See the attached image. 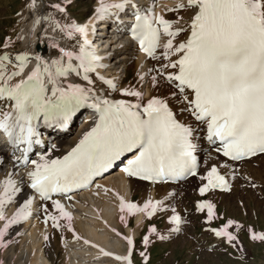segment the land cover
<instances>
[{"label":"snow or ice","instance_id":"1","mask_svg":"<svg viewBox=\"0 0 264 264\" xmlns=\"http://www.w3.org/2000/svg\"><path fill=\"white\" fill-rule=\"evenodd\" d=\"M69 2L65 0V4ZM156 7L155 0L146 7L137 0H97L93 15L80 23L68 18L66 7L61 3L29 0L32 35L44 24L45 36L50 29L74 43L61 46L55 36H47L48 46L59 52L56 58L49 60L27 50L13 56L6 51L13 43L11 37L4 41L5 51L0 54V132L13 147L15 160L24 166L27 186L41 201H52L58 215L49 213L44 222L51 220L54 228L62 227L60 221L65 220L66 227L72 231V214L61 200L52 197L58 195L71 200L70 193L88 188L96 177L128 153L135 154L122 168L123 173L153 184L195 176L199 168L195 154L198 145L193 142L195 129L177 118V113L169 106V97L152 95L144 102V93L137 87L129 85L117 89L113 79L100 74L99 70L107 65L102 63L105 57L97 55L89 40L90 31L95 35V21L114 18L117 23H123L121 14L130 13L132 22L128 31L140 50L151 60L167 61L159 68L149 67L143 74L138 72L141 87L146 77H150L148 83L152 89L170 86V97L182 104L180 111L206 124V138L210 143L219 141L217 153L232 162L264 154V0H177L174 7L165 8L177 13L175 20L165 19L156 12ZM49 8L65 18L57 19ZM181 11L189 13L187 20L179 15ZM18 15L24 18L23 13ZM185 33V38L176 42ZM45 36L39 40L43 42ZM162 36L167 38L163 44ZM17 39L24 37L18 35ZM140 68H144L143 63ZM73 76L81 82H73ZM98 82L107 85L104 94ZM117 90L125 98H110ZM82 108L92 109L95 117L92 127L70 151L53 158L56 145L52 144L38 154V159H29L33 147L44 144L38 131L41 122L49 127H66ZM16 151L20 152L19 156H15ZM14 167L19 165L14 164ZM221 169L231 170L234 178L235 169L227 161L219 166L212 164L206 174L200 176L201 181H206L199 189L201 196L212 189H231ZM17 175L9 171L0 180L2 248L11 243L5 240L9 229L32 215L35 196L24 199L10 217L6 214V208L16 203L21 193ZM116 197L122 214L144 213L151 219L158 211L166 210L164 200H153L151 196L142 205L127 201L119 193ZM196 208L198 211L207 209L209 223L216 215L215 205L210 201H199ZM44 211L47 213V208ZM171 212L168 221L176 225L172 231L178 232L182 218L174 207ZM120 219L126 223L124 215ZM233 226L237 230L243 227L228 220L210 231L235 246L238 237L229 230ZM148 231L152 234L157 229L150 227ZM248 231L251 240L264 242V232L251 228ZM75 238L81 239L78 235ZM124 239L128 245L126 255H116L103 248L99 249L100 253L132 264L134 240L131 236ZM160 239L165 237L160 236ZM149 243V236H144L145 248ZM140 255L147 264L146 252Z\"/></svg>","mask_w":264,"mask_h":264},{"label":"bare ground","instance_id":"2","mask_svg":"<svg viewBox=\"0 0 264 264\" xmlns=\"http://www.w3.org/2000/svg\"><path fill=\"white\" fill-rule=\"evenodd\" d=\"M72 1L75 0H70V2ZM44 3L48 4L46 2ZM137 3L140 4L142 7H146L152 4L153 0H137ZM155 3L157 4V7L155 9L156 12L163 14L165 19L174 20L172 19V15L177 13L165 11V8L174 7L177 3V0H155ZM96 6L97 2L95 7ZM2 7L3 5L0 3V8ZM94 9L89 16L87 15V19L84 20V18L83 21L80 23L86 22L93 15ZM48 11L54 12V10L52 9ZM20 13H23L24 17L23 19H20V26L18 28L16 27L17 29L13 31L11 30L12 32H4L2 34L3 36L0 41V54L5 51L3 44L7 37H11L13 43L6 51L11 53L13 56H15V54L20 51L27 50L32 55L39 53L45 59L49 60L56 58L59 55V52L57 49H53L48 46L49 41L47 39V36H55L61 46L67 47L71 43H74V41H66L65 39H62L61 34L59 32L52 33L50 29L47 33V36H45V34L42 32V29L45 26L44 24H41V26L37 28L35 35H32L30 32L32 19L29 22L26 21V19L30 15H32V13H30V11L28 10L27 5L25 9ZM1 15H3V13ZM54 15L57 19L60 20H63L65 18L63 14L60 13L54 12ZM67 15L69 19H73L79 22L73 17L72 14L69 13V11H67ZM180 15L182 14L180 13ZM183 17L185 20H187L189 18V13L185 12ZM120 19L123 21V23H117L114 18L94 22L95 29L99 28V32L105 30L107 22L117 24V27L120 30V37H122L121 40H118L120 47H118V50H114L112 53L105 51V48L98 49L99 45L97 44L96 46H93L96 50L97 55L105 57L104 64H106L107 67L104 69H100V74L103 75L105 78L113 79L114 82L117 84V89L127 87L129 85L137 87L144 93V102H146L152 95L169 97V106L173 109L174 112L177 113V118L187 124H190L195 129L193 142L198 145L196 153L199 155L200 158H204V161L203 163H201V169L198 175L184 183H186L187 186L189 185L190 187L196 183H199L197 188L195 187L196 189L194 192L197 193L198 197H202L200 195L199 189L204 183H206V181H201L200 176L205 175L207 169L210 168L212 164H217L219 166V164L227 160L224 159L220 153L216 152V148L220 147V145H214L213 143H210L207 140L206 124H201L200 122L195 121L194 118L188 112L180 111V109L182 108V104L177 99H172L170 97V86L165 85L157 89H152L150 84L148 83L150 77H146L145 82L141 87L137 73L140 72L141 74H143L149 67L159 68L161 63H166L167 61H163L162 58L161 60H151L148 58L141 57L139 55L138 50H135L133 52V48L127 37L129 32L128 26H130L132 22V16L129 12L126 11L125 13L121 14ZM18 35L23 36L24 39L18 40ZM184 35L186 36L187 34L185 33ZM41 36H45L43 42L39 40V37ZM92 38L93 35L90 31L89 40L92 41ZM166 39V37L162 36L161 44H163ZM179 41L180 40L178 37V40L176 42ZM95 42H97V40ZM36 46H39L41 48V51H37ZM160 51H162V49L158 50V55ZM173 59H175V57H173ZM31 63L35 64V60H32ZM108 63L110 64L108 65ZM141 63L144 64L143 69L140 68ZM131 71L134 72L133 78L130 75ZM169 71H171V69H169ZM152 74L155 75L156 73L153 72ZM71 79L73 80V82H81L75 76H73ZM97 86L101 88L102 94H104V90L107 89V85H101L98 82ZM110 98L122 99L125 97H122L119 91L117 90L116 92L111 93ZM126 99H130L133 101L135 100V98L132 97H127ZM84 109L85 108H82L78 112L84 111ZM93 114L95 113L92 109H86L85 113H80V115H78L76 118L70 120L69 129L63 131L55 129L54 131H51L52 137L54 139L52 144L56 145V149L52 151L53 158L64 155L66 152L70 151L72 147L75 146V144L79 141L80 137V134L76 133L77 129L74 127L76 125V122L83 118L81 123L87 124ZM91 127L92 124L90 127H87L86 131H88ZM52 144L44 142V146L42 147V149H40L38 154L41 152V150L46 151L48 148H50ZM38 154L32 156V159H38ZM134 154H131L125 160V162H123V165H126L127 161L133 158ZM17 155L18 151L15 152V156ZM0 160L3 161V163H0V180H3L6 176V173L9 171L17 172L18 175L15 178L18 182H20L21 187V193L18 195L16 203L11 204L6 208V214L10 217L15 212L19 204L23 202L24 199H26L28 196H33V192L32 189L27 186L28 181L24 166L21 165L19 161L15 160L13 154H8V149L0 147ZM227 162L232 165L233 169H235V176L233 178L231 170L225 169H221V174L226 175V178L228 179L230 185L232 184V180L245 176L250 179H254L256 187H259L258 191L264 194V155L257 156L256 158L241 163H232L229 161ZM14 164H18L19 167H14ZM253 166H256V168ZM28 167L31 168L32 165L29 163ZM236 167L240 169L236 170ZM116 174L117 172H110L109 174H106V176L98 178L96 183L101 187L98 188L97 185H95L90 189L82 191L81 193H75L71 195V200H68L67 198L62 196L55 198L61 200V203L65 205L66 210L71 212L72 231H69L66 227L67 221L65 220L60 221L62 225V227L60 228L52 227L51 220H48V222L45 223L44 221L47 214L50 213L53 215H58V213L54 209L52 202L46 203L34 199L32 205V215L27 220L13 225L9 229L8 235L6 236L5 240L6 242L11 241V243H9L6 248L0 247V264H54V257L57 255L58 252L63 255L64 264H124V262L116 261L113 257L102 255L99 249L103 248L105 251L112 252L116 255H126L127 241L124 239V237H133L135 239L134 244L136 246V237L139 235V231L148 223L149 219L145 217L144 213H138L132 216L128 215L127 213L122 214L119 209V200L116 197V193L122 195L127 201H131L141 205L149 196H151L153 200H164L165 206V203L168 200H174L173 195L176 193L175 190L178 188H183L186 184L179 183L177 185H148L145 183L131 181L125 176H120L109 181H105L106 179ZM261 183L262 185H260ZM105 189H108V191L106 192ZM235 189L236 188L233 187L231 191L234 190V192H236ZM193 190L194 189L191 187L192 194H194ZM181 192L179 198H181L182 201L187 202L186 196L188 192ZM223 192L225 193L227 191ZM206 193H210V195L208 196L211 197L210 200H206L210 202L212 200L211 203L215 205L214 211L216 215L214 218H217L218 216L220 204L224 205V207H226L227 209L229 208V206H231L229 200L225 199L226 195H224L223 193H218L216 189L209 190ZM136 196H139L140 199L136 200ZM176 196L177 195H175V197ZM239 198L241 197L239 196ZM237 200L238 202H241V199ZM45 208H47V213L44 211ZM164 208L166 209V215L169 216L171 214V210L166 207ZM163 212L164 211H158L156 213V216ZM121 215H124L126 223L121 221ZM259 219L261 221L260 217ZM132 221L135 223V227L131 229ZM2 227L3 222L0 221V228ZM125 229L127 231L126 235H124L122 232ZM117 233H119V235H117ZM77 235L81 237V239H76L75 237ZM46 236L48 237L47 240H45ZM85 240L89 241V243L86 244L84 242ZM93 245H96L97 247H93ZM52 249L54 250V252L52 251ZM133 253L131 257L132 264H134Z\"/></svg>","mask_w":264,"mask_h":264},{"label":"rangeland","instance_id":"3","mask_svg":"<svg viewBox=\"0 0 264 264\" xmlns=\"http://www.w3.org/2000/svg\"><path fill=\"white\" fill-rule=\"evenodd\" d=\"M28 2L29 0H0V3L3 5V7L0 8V23H3L2 25L0 24V41L4 32H12L20 26L21 17L18 13L25 9ZM44 2L61 3L75 19L82 22L84 18V20H86L92 13L97 1L75 0L67 4L64 3V0H44ZM48 10H50V8ZM2 13L3 15H1ZM180 13L182 15H180ZM180 13V16H184L185 11H181ZM30 16L26 21H31L32 15ZM172 19H177V14L172 15ZM184 37L185 35L181 34L179 40H183ZM130 75L133 78L134 72L131 71ZM203 161L204 158H202V163ZM253 167L256 168V166ZM238 169L240 168L236 167V170ZM198 185L199 183H196L191 186L194 189L193 192ZM260 185H262V183ZM231 186L232 188H236L235 191L241 198H239L234 190L231 191L232 188L227 191L228 193L223 192V194L226 195L225 199L229 200L231 206L227 209L224 205L220 204L217 218H214L213 222L211 221L210 223L207 222V214L197 211L196 208L197 202L211 199V197L208 196L210 193H205L202 197H198L196 192H194V194L191 193V187L189 185L187 186V184L181 189H176V193L173 195L175 201L168 200L164 207L169 210L174 207L176 213L181 216L182 223L179 225L180 230L178 232L172 231V229L176 227V225H172L168 221V218L173 214L172 212L169 216L166 215L165 211L158 216L155 214V217L148 220V223L139 231V235L136 237V249H134L135 252L133 253L134 264H145L143 257L140 255L141 252H146L148 256L147 264H264V242L251 240L248 231L249 228H251L256 232H264V194L258 191L259 187H256L254 179L245 176L232 180ZM181 191L188 192L186 196L187 202L179 198V195L182 193ZM231 192L234 193L232 194ZM175 195H177V198ZM139 199L140 197L136 196V200ZM237 199H241L242 203L238 202ZM232 207H234L235 210ZM228 220H234L243 226L239 230H237L235 226L229 229L238 237V240L234 242L235 246L229 244L226 239H217L214 233L210 231L212 228L221 227ZM134 227L135 223L132 221L131 229ZM150 227H155L157 231L149 234L148 230ZM122 232L124 235L127 234L126 229ZM144 235H148L150 240L147 248H145L142 242ZM160 236H164L165 239L161 240ZM52 251L54 252L53 249ZM63 262V255L58 252L54 257V264H64Z\"/></svg>","mask_w":264,"mask_h":264}]
</instances>
